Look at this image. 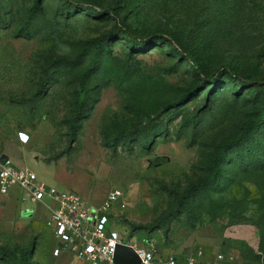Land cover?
Listing matches in <instances>:
<instances>
[{
	"label": "rangeland",
	"instance_id": "1",
	"mask_svg": "<svg viewBox=\"0 0 264 264\" xmlns=\"http://www.w3.org/2000/svg\"><path fill=\"white\" fill-rule=\"evenodd\" d=\"M36 1L0 0V154L89 205L119 189L113 228L162 255L201 248L221 264H264V87L209 82L170 41L119 31L173 34L208 74L228 66L262 79L264 0ZM99 36V62L82 80L96 45L85 43ZM78 103L90 111L73 133ZM20 130L25 145L9 140ZM121 132L131 135L105 143ZM20 192L0 194V264H85L54 235L50 211L18 203ZM54 247L65 253L51 257Z\"/></svg>",
	"mask_w": 264,
	"mask_h": 264
},
{
	"label": "built area",
	"instance_id": "2",
	"mask_svg": "<svg viewBox=\"0 0 264 264\" xmlns=\"http://www.w3.org/2000/svg\"><path fill=\"white\" fill-rule=\"evenodd\" d=\"M20 143L26 144L29 135L16 133ZM17 186L18 201L40 202L50 211L49 225L54 235L65 248L85 264H115L114 251L117 245H129L139 256V264H221L222 254L207 256L197 248L184 257L162 255L155 248L135 243L127 233L113 228L111 214L117 206H125L122 192L110 190L98 206L87 204L78 194L58 189L40 179L31 169L17 167L8 157L0 155V194H7L10 187ZM61 249H52V255Z\"/></svg>",
	"mask_w": 264,
	"mask_h": 264
},
{
	"label": "trees",
	"instance_id": "3",
	"mask_svg": "<svg viewBox=\"0 0 264 264\" xmlns=\"http://www.w3.org/2000/svg\"><path fill=\"white\" fill-rule=\"evenodd\" d=\"M38 2V0L36 1V3ZM119 31L121 33V36L123 37V39L126 40H130L131 42L134 43H143V44H149L151 43L156 37H160V38H164L168 41H170L173 45L176 46L177 52L183 56L184 58H186L189 63L191 64V66L193 67V69L199 73V74H204V78L209 81V82H216L218 80V78L221 75H225L233 80L239 81L242 84H246V85H256V86H261L264 87V78L262 79H254L252 78L250 75L248 74H243L238 72L237 70H235L232 67H228V66H224V67H220L218 70H216L214 73L212 74H208L205 71V67L204 64L200 62V60L198 59V57H196L194 54H192V52H190L187 49H181L180 45L177 42L176 37L173 34L170 33H163L160 31H156L153 33V35H147L144 38H140L138 36H136L129 28H127L124 25H120L119 27ZM105 36H99V37H95V38H91L89 39L85 45L86 47L89 44L95 43V50H94V54L93 57L91 59L90 65L87 67V69L85 70V72L83 73L82 76V80H84V78L95 69L97 63L99 62V46L101 44V42L103 41ZM84 81L81 82L82 84V88H84ZM190 90L185 89L183 91V93L181 94V97H183L184 95L188 94ZM180 98V97H179ZM98 100V99H97ZM179 100V99H178ZM176 102H172L169 104H175ZM88 108H91V105L88 106ZM81 110H83V105L82 103H78L77 106V114L75 115L74 118H72L70 120V125L69 128L70 130L75 133V131L78 128V122L84 118L86 116V114L89 113V109L85 112V114L80 115L79 113H81ZM82 114V113H81ZM264 118V105L261 106V108L259 109V115L258 118L256 120V124L259 123L260 121H262ZM131 134L128 133H115V134H111V135H106L105 136V143L111 147V148H115L116 147V142L117 140H119L120 138H127L129 137ZM143 140H145L146 136L142 137ZM233 143V141L227 143L225 146H223L221 148L220 153L215 157V159L211 162V168H213L214 171H216L217 169V164L219 161H217L218 159L222 158V156L225 153L226 147L230 146ZM207 183L206 179H200L197 182H193L189 185V187L187 189H185L183 192L178 194V200L182 201L184 199H186L188 196L192 195L195 191H198L200 188L204 187ZM34 248V240L30 241V250L33 253V249Z\"/></svg>",
	"mask_w": 264,
	"mask_h": 264
},
{
	"label": "water",
	"instance_id": "4",
	"mask_svg": "<svg viewBox=\"0 0 264 264\" xmlns=\"http://www.w3.org/2000/svg\"><path fill=\"white\" fill-rule=\"evenodd\" d=\"M115 264H139V256L129 245H117L114 251Z\"/></svg>",
	"mask_w": 264,
	"mask_h": 264
},
{
	"label": "crops",
	"instance_id": "5",
	"mask_svg": "<svg viewBox=\"0 0 264 264\" xmlns=\"http://www.w3.org/2000/svg\"><path fill=\"white\" fill-rule=\"evenodd\" d=\"M20 131H23V132H25L26 134H28L29 135V140H28V142L30 141V138H31V136H30V133L28 132V131H26V130H20ZM10 140V142H12V143H16V144H21L22 145V143H20L19 141H18V139H17V136H16V133H15V135L14 136H12V138L11 139H9ZM27 142V143H28ZM26 143V144H27ZM23 145H25V144H23ZM8 153V152H7ZM0 155H3V156H6V157H8L7 155H6V152L5 153H1ZM9 158V157H8ZM10 159V158H9ZM17 202L18 203H21V202H19L18 200H17ZM22 204V203H21ZM26 212V211H25ZM55 248V247H54ZM61 252H63V253H65V251H63V250H61L60 252H59V254L58 255H56V256H53V255H51V257H58L59 255H61L62 253ZM52 254V253H51ZM78 260V259H77Z\"/></svg>",
	"mask_w": 264,
	"mask_h": 264
}]
</instances>
